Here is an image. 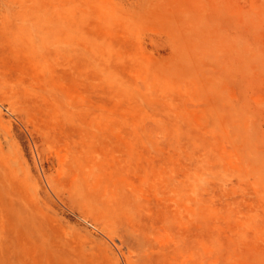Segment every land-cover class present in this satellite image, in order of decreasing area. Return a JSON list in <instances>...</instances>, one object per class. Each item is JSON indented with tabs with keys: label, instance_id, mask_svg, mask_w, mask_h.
I'll list each match as a JSON object with an SVG mask.
<instances>
[{
	"label": "rangeland",
	"instance_id": "374dc122",
	"mask_svg": "<svg viewBox=\"0 0 264 264\" xmlns=\"http://www.w3.org/2000/svg\"><path fill=\"white\" fill-rule=\"evenodd\" d=\"M0 264H264V0H0Z\"/></svg>",
	"mask_w": 264,
	"mask_h": 264
}]
</instances>
